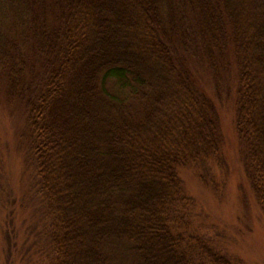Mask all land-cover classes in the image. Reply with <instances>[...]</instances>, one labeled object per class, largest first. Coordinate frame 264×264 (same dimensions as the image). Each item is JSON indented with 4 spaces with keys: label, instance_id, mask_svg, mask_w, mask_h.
<instances>
[{
    "label": "trees",
    "instance_id": "16d2710c",
    "mask_svg": "<svg viewBox=\"0 0 264 264\" xmlns=\"http://www.w3.org/2000/svg\"><path fill=\"white\" fill-rule=\"evenodd\" d=\"M0 82L57 213L56 264H207L170 215L182 167L221 156L224 94L264 207V0H0Z\"/></svg>",
    "mask_w": 264,
    "mask_h": 264
},
{
    "label": "rangeland",
    "instance_id": "374dc122",
    "mask_svg": "<svg viewBox=\"0 0 264 264\" xmlns=\"http://www.w3.org/2000/svg\"><path fill=\"white\" fill-rule=\"evenodd\" d=\"M200 74L214 93L212 73L200 68ZM218 106L221 156L182 167L185 198L171 212V230L181 252L197 263L217 254L230 264H264V207L242 162L235 105L224 94ZM22 109L0 82V264H56L50 238L57 213L23 148ZM128 253L122 250L120 260L131 263Z\"/></svg>",
    "mask_w": 264,
    "mask_h": 264
}]
</instances>
